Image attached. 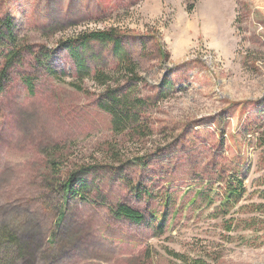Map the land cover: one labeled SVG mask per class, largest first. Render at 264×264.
<instances>
[{
	"label": "rangeland",
	"instance_id": "rangeland-1",
	"mask_svg": "<svg viewBox=\"0 0 264 264\" xmlns=\"http://www.w3.org/2000/svg\"><path fill=\"white\" fill-rule=\"evenodd\" d=\"M7 15L27 50L0 92V264H264V0H0ZM111 29L140 62L144 136L98 106L116 44L67 47ZM233 171L245 192L219 207ZM69 178L93 201H64Z\"/></svg>",
	"mask_w": 264,
	"mask_h": 264
},
{
	"label": "trees",
	"instance_id": "trees-1",
	"mask_svg": "<svg viewBox=\"0 0 264 264\" xmlns=\"http://www.w3.org/2000/svg\"><path fill=\"white\" fill-rule=\"evenodd\" d=\"M14 26L15 22L11 15L5 17L0 16V92L4 89L6 80L9 78V70L23 62L22 54L27 50L26 46L20 47L18 36L14 32ZM118 33L119 31L116 29L86 32L77 35L73 40H69L67 47L71 55L76 59V57L82 58L80 56L81 49L87 47L93 41L104 42L105 44H116L115 49H117L120 55L117 63L118 66L111 71L97 70L93 75L94 80L104 87V93L98 106L110 114L112 127L117 135L130 131L133 134H141L144 136L147 134L145 126H140L139 123H141L142 112L148 106V101L140 95H135L138 89L135 88L137 84H133V82H136L133 80L139 76L138 70L140 62L130 55V53L123 50ZM48 71L50 74H57L52 68H49ZM88 74L92 76L91 73ZM117 74H122L121 78L127 80V84L129 81L131 84L129 86L127 84H120L117 87H113L111 82H119L116 79ZM27 83L31 90H33L34 83L31 77H27ZM77 86L82 88V85ZM114 149L117 150V146H114ZM115 156H118V153ZM233 172L228 174V179L225 181V200L221 202L219 207L235 205L245 192L244 182L240 178V174H238L239 171H237V174L236 171ZM220 181L222 182L221 179ZM85 185L82 184L80 188L74 187L73 179L69 178L61 190L64 201L73 195H79L84 196V198L92 202L93 198L90 197V193L86 190ZM199 193L203 194V191L200 190ZM147 194L149 195L150 193L148 192ZM111 211L115 215L124 217L137 224L143 223L146 217L141 210L123 202H119L116 206L112 205ZM64 215L65 212L61 210L58 223L63 220ZM154 218L159 219L157 215H154ZM253 221L252 226L255 224ZM158 224V227L162 228L164 224L163 218L158 220ZM4 232H2V235L8 237L10 240L16 241L17 237L13 232L8 230ZM244 240H247V238Z\"/></svg>",
	"mask_w": 264,
	"mask_h": 264
}]
</instances>
